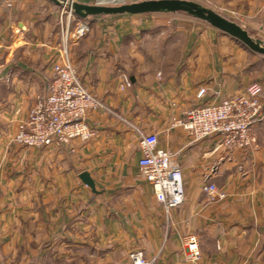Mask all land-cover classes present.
<instances>
[{
	"label": "crops",
	"instance_id": "1",
	"mask_svg": "<svg viewBox=\"0 0 264 264\" xmlns=\"http://www.w3.org/2000/svg\"><path fill=\"white\" fill-rule=\"evenodd\" d=\"M47 1L0 0V264H131L133 251L152 264H264V118L248 148L227 147L219 136L195 140L176 124L188 109L253 82L263 86L264 112V56L191 15L82 19L89 29L71 39L69 57L113 113H87L90 140L28 147L13 139L59 58L60 17ZM192 1L264 41V0ZM137 130L156 134L182 167L181 205L167 210L141 175ZM207 181L215 193L203 190Z\"/></svg>",
	"mask_w": 264,
	"mask_h": 264
},
{
	"label": "built area",
	"instance_id": "2",
	"mask_svg": "<svg viewBox=\"0 0 264 264\" xmlns=\"http://www.w3.org/2000/svg\"><path fill=\"white\" fill-rule=\"evenodd\" d=\"M60 1L63 13L67 14L65 34L63 18L60 17L59 21L65 46L58 50L59 58L53 63L54 77L47 93L36 100L13 139L14 142L28 147H62L75 139L90 140L96 135V130L87 123V113L91 110L113 113L103 99L84 85L71 62L67 46L69 38L80 37L89 28L73 13L71 4L77 0ZM123 2L124 0L118 2L95 0V3L110 5ZM72 20L78 22L74 34L70 32ZM125 82L129 83V79L126 78ZM262 91V84L253 82L238 94L188 109L176 124L182 126L195 140L219 136L227 147H251L257 141L254 123L258 118H264L260 101ZM205 92L206 89L201 88L198 95L202 96ZM137 133L142 151L139 160L141 175L153 186L156 198L167 210L181 205L185 199L182 167L169 150L159 146L156 134L142 130H137ZM203 190L213 194L217 186L207 181L203 185ZM224 196L220 195L221 198ZM187 247L195 258L200 257L196 235L188 236ZM129 259L131 264H152L155 258L150 260L142 251H133L129 254Z\"/></svg>",
	"mask_w": 264,
	"mask_h": 264
},
{
	"label": "water",
	"instance_id": "3",
	"mask_svg": "<svg viewBox=\"0 0 264 264\" xmlns=\"http://www.w3.org/2000/svg\"><path fill=\"white\" fill-rule=\"evenodd\" d=\"M49 1L62 6V1L60 0ZM71 8L74 15L80 19L100 15L184 12L230 35L251 51L264 55V42L262 40L253 38L241 25L215 10L192 0H133L129 3L123 2L116 5L101 3L85 4L74 1L71 4ZM80 178L92 189L95 188L94 181L88 172H82Z\"/></svg>",
	"mask_w": 264,
	"mask_h": 264
},
{
	"label": "rangeland",
	"instance_id": "4",
	"mask_svg": "<svg viewBox=\"0 0 264 264\" xmlns=\"http://www.w3.org/2000/svg\"><path fill=\"white\" fill-rule=\"evenodd\" d=\"M45 1H47V0H45ZM104 1H107V0H104ZM111 1H115V0H111ZM118 1V0H117ZM133 0H124V2H132ZM48 2V1H47ZM109 2V1H108ZM50 3H52L51 1H50ZM119 4V3H118ZM111 5H116V4H111ZM205 6V5H204ZM51 8H52V11L53 12H55V15H57V16H59V17H61V18H63V24H62V26L64 27V34H65V31H66V27H67V23H66V18H67V14H64L63 12H64V9L62 8V6H58V5H56V4H54V3H52L51 4ZM175 15L176 16H185V17H191V16H189V14H187V13H184V12H176L175 13ZM77 17V16H76ZM59 21H60V18H59ZM59 21L56 23V26H55V28H56V30L58 31V33H59V43H58V49H63V47L65 46V42H64V38H63V33H62V29H60L59 28ZM206 23V22H205ZM78 27V22H77V20H72V22H71V25H70V32L72 33V34H74L75 33V31H76V28ZM71 36V35H70ZM66 38V37H65ZM76 37H70L69 38V41H68V44H67V46H68V52H69V46H70V41H71V39H75ZM253 38H255V37H253ZM257 39V38H256ZM264 42V41H263Z\"/></svg>",
	"mask_w": 264,
	"mask_h": 264
},
{
	"label": "bare ground",
	"instance_id": "5",
	"mask_svg": "<svg viewBox=\"0 0 264 264\" xmlns=\"http://www.w3.org/2000/svg\"><path fill=\"white\" fill-rule=\"evenodd\" d=\"M99 1H101V2H108V1H109V2H118V1H121V0H118V1H117V0H115V1H111V0H107V1L99 0Z\"/></svg>",
	"mask_w": 264,
	"mask_h": 264
},
{
	"label": "trees",
	"instance_id": "6",
	"mask_svg": "<svg viewBox=\"0 0 264 264\" xmlns=\"http://www.w3.org/2000/svg\"><path fill=\"white\" fill-rule=\"evenodd\" d=\"M87 19V18H86ZM243 45V44H242ZM246 47V46H245ZM262 55V54H261ZM264 56V55H263Z\"/></svg>",
	"mask_w": 264,
	"mask_h": 264
}]
</instances>
